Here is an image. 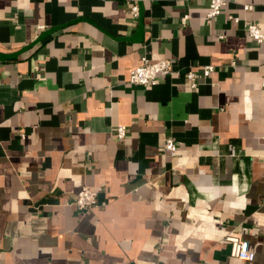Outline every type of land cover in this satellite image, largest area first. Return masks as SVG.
Instances as JSON below:
<instances>
[{
    "label": "crops",
    "instance_id": "crops-1",
    "mask_svg": "<svg viewBox=\"0 0 264 264\" xmlns=\"http://www.w3.org/2000/svg\"><path fill=\"white\" fill-rule=\"evenodd\" d=\"M207 11L0 0V264H264V40L245 31H264V0ZM142 55L171 72L130 82ZM84 184L97 203L82 210Z\"/></svg>",
    "mask_w": 264,
    "mask_h": 264
},
{
    "label": "built area",
    "instance_id": "built-area-1",
    "mask_svg": "<svg viewBox=\"0 0 264 264\" xmlns=\"http://www.w3.org/2000/svg\"><path fill=\"white\" fill-rule=\"evenodd\" d=\"M226 4V0H208V11L207 18L211 19L217 16L221 8ZM244 8L249 10L252 8L251 5H245ZM130 11L134 16L138 14V7L136 3L130 5ZM188 15H184L181 18V22L184 24L187 20ZM237 21V18L234 17ZM246 33L252 37L257 43L264 40V31L254 23L245 24ZM219 37H223L224 33H220ZM214 65L211 63L204 64L201 67V73L203 76H208L213 71ZM171 72V62L167 58H160L157 60H150L146 55H142L141 62L133 67L129 72V81L135 84L141 85H152L159 77L166 75ZM187 77L191 80V86L196 85V72L193 69H188ZM264 86V79L262 80ZM118 137H124L126 135V128L124 125H118L116 128ZM164 148L171 154L176 151V143L173 137H167L164 142ZM79 209H88L97 203V191L87 184L82 185L73 201ZM224 239L229 242L230 254L238 258L252 259L254 256L253 251L250 249L249 241L242 236L239 231L229 230Z\"/></svg>",
    "mask_w": 264,
    "mask_h": 264
}]
</instances>
